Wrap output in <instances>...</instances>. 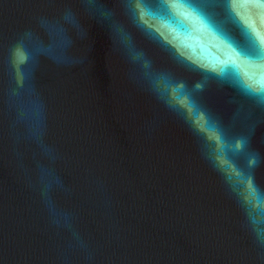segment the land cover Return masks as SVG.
<instances>
[{
	"label": "water",
	"instance_id": "obj_1",
	"mask_svg": "<svg viewBox=\"0 0 264 264\" xmlns=\"http://www.w3.org/2000/svg\"><path fill=\"white\" fill-rule=\"evenodd\" d=\"M140 18L0 0V264H264V103L210 27Z\"/></svg>",
	"mask_w": 264,
	"mask_h": 264
},
{
	"label": "snow or ice",
	"instance_id": "obj_2",
	"mask_svg": "<svg viewBox=\"0 0 264 264\" xmlns=\"http://www.w3.org/2000/svg\"><path fill=\"white\" fill-rule=\"evenodd\" d=\"M218 3L219 19L207 13L203 0H128V7L138 26L154 37L155 32L141 20V15L168 21L188 35L210 27L224 42V58L213 60L216 74L242 94L264 103V0H245L240 8L235 0H218ZM177 90L184 98L183 89L177 86ZM188 103L196 107L191 99ZM208 127H214L210 119ZM241 146L247 147L243 139L235 145Z\"/></svg>",
	"mask_w": 264,
	"mask_h": 264
},
{
	"label": "clouds",
	"instance_id": "obj_3",
	"mask_svg": "<svg viewBox=\"0 0 264 264\" xmlns=\"http://www.w3.org/2000/svg\"><path fill=\"white\" fill-rule=\"evenodd\" d=\"M181 105L184 104V101H180ZM188 111L185 113L186 119H189L192 122H196L201 118V114L199 110L195 106H189V103L187 104Z\"/></svg>",
	"mask_w": 264,
	"mask_h": 264
}]
</instances>
